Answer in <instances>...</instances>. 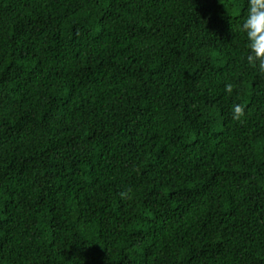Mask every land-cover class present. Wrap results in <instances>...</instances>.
Instances as JSON below:
<instances>
[{"label":"trees","instance_id":"trees-1","mask_svg":"<svg viewBox=\"0 0 264 264\" xmlns=\"http://www.w3.org/2000/svg\"><path fill=\"white\" fill-rule=\"evenodd\" d=\"M250 11L0 0V264H264Z\"/></svg>","mask_w":264,"mask_h":264},{"label":"clouds","instance_id":"clouds-1","mask_svg":"<svg viewBox=\"0 0 264 264\" xmlns=\"http://www.w3.org/2000/svg\"><path fill=\"white\" fill-rule=\"evenodd\" d=\"M255 20H260L261 23L264 22L262 19L258 16H256L253 12L250 11L249 16L245 19L244 22V29L247 32L249 41H250V48L253 50L254 55H250V58L253 59H258L259 63L262 67H264V53H261L258 51V42L257 39L255 38V30L257 29L254 27L253 22ZM260 23V25H261ZM227 89H231V85L226 86ZM233 112H234V118H238L242 114V106L241 105H234L233 106Z\"/></svg>","mask_w":264,"mask_h":264},{"label":"snow or ice","instance_id":"snow-or-ice-1","mask_svg":"<svg viewBox=\"0 0 264 264\" xmlns=\"http://www.w3.org/2000/svg\"><path fill=\"white\" fill-rule=\"evenodd\" d=\"M260 23H261V21L260 20H255L254 22H253V24H254V27H256L257 29L259 28V25H260Z\"/></svg>","mask_w":264,"mask_h":264}]
</instances>
